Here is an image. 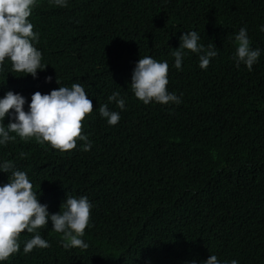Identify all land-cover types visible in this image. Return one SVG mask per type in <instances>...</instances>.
<instances>
[{"label":"clouds","instance_id":"1","mask_svg":"<svg viewBox=\"0 0 264 264\" xmlns=\"http://www.w3.org/2000/svg\"><path fill=\"white\" fill-rule=\"evenodd\" d=\"M172 0H0V264H13L20 255L35 253L41 264H60L68 250H86L82 237L96 215L103 188L98 172L117 147L142 144L156 155L178 159L195 142L170 139L162 148L145 129L132 132L122 116L139 106L149 107L173 127L187 115L178 110L193 90L189 67L211 71L214 85L195 110L209 118L246 102L264 80L259 65L264 54V24L241 19L237 8L217 33L208 25L186 26L175 16ZM264 8V0H262ZM90 11L98 19L106 43L100 64L91 65L68 30L71 7ZM217 41L231 47L235 70L261 74L252 89L240 75H220L223 52ZM90 67L89 84L81 79L61 81L50 76V62ZM183 74L181 87L172 74ZM96 114L115 130H91ZM33 142L57 154L47 163L54 170L42 177L40 160L29 161L21 148L4 156L2 146ZM21 156V157H20ZM247 171L257 173L244 165ZM224 203L229 202L220 196ZM49 217L51 222L49 221ZM215 252L171 264H221ZM153 264L144 254L135 259ZM100 264H109L103 262ZM224 264H229L224 261ZM230 264H238L233 259Z\"/></svg>","mask_w":264,"mask_h":264},{"label":"trees","instance_id":"2","mask_svg":"<svg viewBox=\"0 0 264 264\" xmlns=\"http://www.w3.org/2000/svg\"><path fill=\"white\" fill-rule=\"evenodd\" d=\"M172 2L182 24L208 25L214 34L235 8L250 24H264L262 0ZM69 23L71 38L84 43L91 65L100 64L104 51L99 46L106 43V37L98 19L90 11L72 6ZM259 41L264 54V40ZM217 44L224 54L219 60V77L240 75L254 89L261 74L233 69L228 59L231 47L220 41ZM71 64L50 62V76L89 84L90 67ZM259 65L264 70L263 57ZM189 69L195 87L186 93V104L173 110L187 115L182 122L173 127L145 106L129 110L122 118L132 132L144 135V128L162 148L171 138L179 142L191 138L195 143L176 160L157 154L153 163L145 145L115 148L98 172L104 186L94 221L82 237L89 247L64 251L60 264H124L140 253L153 264H171L206 252L223 256L218 259L221 264L233 259L238 264H264V80L246 102L234 101L229 110H221L223 115L216 112L205 118L195 108L215 79L210 70ZM171 79L174 86L181 87L184 75L173 73ZM87 126L101 133L115 130L96 114L89 116ZM18 147L26 154L24 159L44 163L39 168L42 177L53 175L47 160L54 161L57 154L33 142L14 141L2 146L4 156H12ZM243 164L257 173L247 171ZM13 264L41 263L31 253L16 257ZM130 264L149 263L137 258Z\"/></svg>","mask_w":264,"mask_h":264},{"label":"bare ground","instance_id":"3","mask_svg":"<svg viewBox=\"0 0 264 264\" xmlns=\"http://www.w3.org/2000/svg\"><path fill=\"white\" fill-rule=\"evenodd\" d=\"M92 61V60H91ZM94 62V61H93Z\"/></svg>","mask_w":264,"mask_h":264}]
</instances>
